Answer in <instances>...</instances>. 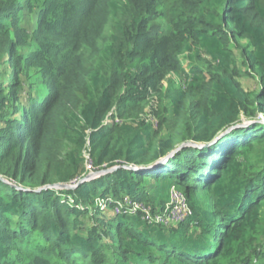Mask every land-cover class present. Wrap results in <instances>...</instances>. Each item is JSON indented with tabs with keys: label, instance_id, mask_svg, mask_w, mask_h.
I'll list each match as a JSON object with an SVG mask.
<instances>
[{
	"label": "trees",
	"instance_id": "trees-1",
	"mask_svg": "<svg viewBox=\"0 0 264 264\" xmlns=\"http://www.w3.org/2000/svg\"><path fill=\"white\" fill-rule=\"evenodd\" d=\"M149 96L156 129L136 120ZM258 114L264 0H0V177L21 188L0 179V264H264L263 122L148 168ZM82 151L119 167L35 191L86 173ZM171 186L182 222L113 213L158 212Z\"/></svg>",
	"mask_w": 264,
	"mask_h": 264
},
{
	"label": "built area",
	"instance_id": "built-area-1",
	"mask_svg": "<svg viewBox=\"0 0 264 264\" xmlns=\"http://www.w3.org/2000/svg\"><path fill=\"white\" fill-rule=\"evenodd\" d=\"M261 117L263 118V116L258 114L253 120L262 121ZM87 159L88 163L86 165L85 171L89 167V175L94 172L95 167L93 166L92 162L89 161L88 155ZM75 181L76 180H72L70 183H74ZM107 202L108 201L105 200L100 201V208H105L107 206ZM114 202L115 206L113 207V213L120 215H132L136 214L139 211L141 212V218L149 224H176L184 221L191 214L190 207L188 206L184 194L174 186L169 189L168 201L158 212H152L151 209L147 206H144L142 203H138V201L132 200L128 197L120 198Z\"/></svg>",
	"mask_w": 264,
	"mask_h": 264
},
{
	"label": "rangeland",
	"instance_id": "rangeland-1",
	"mask_svg": "<svg viewBox=\"0 0 264 264\" xmlns=\"http://www.w3.org/2000/svg\"><path fill=\"white\" fill-rule=\"evenodd\" d=\"M237 59H238V57H237ZM239 64H240V62L238 60V65ZM238 79H239L242 87L245 90L256 91V89H257L258 86H257V82H256L255 78L250 77V76H246V75H243L242 74V75L239 76ZM35 88H37V87H35ZM37 89H39V87ZM27 96H28V93H26V87H24L22 89V91H20V93H19V99L22 100V101H25V99L27 98ZM159 109H160V107H158V101L156 100V97L149 96L148 97L147 104L145 105L143 112H141V113L138 114V116L136 117V120L151 122L152 128L153 129H156L158 127V121H159V119L157 117V114H156V111L159 110ZM261 119L264 122V117L263 118L261 117ZM167 120H168L167 123L170 124L169 115H167ZM248 120H250V119H248ZM251 120H253V119H251ZM115 121L116 122H120L121 120L116 117L115 118ZM243 122L246 123L247 122V119L246 120L243 119ZM82 156L84 158V164H83V166L86 169V165L88 163L87 152L86 151H82ZM89 161H90V159H89ZM86 171H87L86 174H88L90 172V168L88 167ZM80 173L77 174V175H75V176H73V178L70 181L77 180L81 176H84L83 173H81V174ZM70 181H69V183H70ZM167 200L168 199H166V202H167ZM166 202L164 204H166Z\"/></svg>",
	"mask_w": 264,
	"mask_h": 264
},
{
	"label": "water",
	"instance_id": "water-1",
	"mask_svg": "<svg viewBox=\"0 0 264 264\" xmlns=\"http://www.w3.org/2000/svg\"><path fill=\"white\" fill-rule=\"evenodd\" d=\"M246 126V123L244 122H240L232 127H229L228 129H226L224 132H222L220 135H218L212 142H206V143H202V144H195L193 142H186V143H181L178 147H176L175 149L172 150V152L168 153L165 157L163 158H160L159 160L155 161L154 164L150 165L148 168L152 169L154 167H156L157 165L163 163L164 161L167 160V158L171 155H173L180 147L184 146V145H193V146H198V147H206L208 145H211L215 142H217L221 137H223L226 133H228L232 128L234 127H244ZM119 166H113V167H110V168H105V169H102L100 171H97L95 173H92V174H89L87 175L86 177L82 178L81 180H79L76 184H68V183H61V182H58V183H53V184H44V185H41L39 186L38 188L35 189V191H39L41 189H74L76 188L80 183L84 182V181H87V180H90V179H93V178H96L100 175H103V174H106V173H109V172H112L114 171L115 169H117ZM124 167L125 169H131L130 166H122ZM0 179L4 182H7L9 183L6 179L0 177ZM10 184V183H9ZM12 186L16 187V188H20L19 186L17 185H14V184H11ZM21 189V188H20Z\"/></svg>",
	"mask_w": 264,
	"mask_h": 264
},
{
	"label": "clouds",
	"instance_id": "clouds-1",
	"mask_svg": "<svg viewBox=\"0 0 264 264\" xmlns=\"http://www.w3.org/2000/svg\"><path fill=\"white\" fill-rule=\"evenodd\" d=\"M254 119V118H253ZM243 122V121H242ZM253 122H263V121H254V120H247V122H246V125H248V124H250V123H253ZM245 123V122H244ZM264 123V122H263ZM122 166H130L131 167V169H133V170H137L138 169V167H136V166H134V165H122ZM124 168V167H123ZM100 170H102V169H96L95 168V170H94V172L93 173H95V172H97V171H100ZM92 174V173H91ZM88 174H86V173H84V176H81L80 178H78L74 183H69V182H67L68 184H76L79 180H81L82 178H84V177H86ZM8 181V180H7ZM9 182V181H8ZM71 182V181H70ZM7 183V182H6ZM10 183V182H9ZM12 183H10V185H11ZM172 187V186H171ZM175 187V186H174Z\"/></svg>",
	"mask_w": 264,
	"mask_h": 264
}]
</instances>
